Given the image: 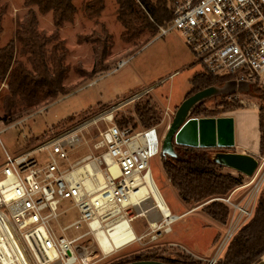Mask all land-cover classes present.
Returning a JSON list of instances; mask_svg holds the SVG:
<instances>
[{"label": "rangeland", "instance_id": "1", "mask_svg": "<svg viewBox=\"0 0 264 264\" xmlns=\"http://www.w3.org/2000/svg\"><path fill=\"white\" fill-rule=\"evenodd\" d=\"M89 1L91 0H76L78 12L75 20L73 23L66 24L59 34V38L65 42L67 51L65 66L68 72L63 82L67 94L59 96L53 101L47 99L26 114L21 111L20 106H16L15 113L9 115L4 101L9 88L5 82L1 85L0 166L6 161V153L15 156L32 150L49 139L72 129L82 128L83 145L79 150L69 155L70 163L67 164L66 161L58 158L61 168H66L73 162L92 154L93 144L98 136L109 127L113 125L126 126L134 130L144 128L140 108L144 111L149 110V116L153 117L149 123L152 127H158L160 136L164 137L174 120L177 109L183 103L184 97L190 89L192 78L205 71L204 66L196 62L195 56L179 31L174 30L165 36L160 31L153 39L149 33L144 32L136 40L127 43L122 39L124 28L117 18L118 4L116 0H105L104 11L95 19L88 18L83 12V5ZM0 6L3 11L1 20L4 30L0 38V47H5L15 37L17 26L26 17L29 8L25 6V0H0ZM52 18L51 13L45 16L38 15L39 30L48 36L54 32ZM108 35L112 37L113 47L104 60V66L108 65L110 69L106 72L93 73L95 47L91 43H80V39L98 38L103 40ZM97 50L101 52L99 45ZM22 60L26 61V58H22ZM122 63L124 64L122 65ZM156 84L158 85L156 86ZM148 88L150 90H145ZM214 88L218 89V93L198 103L192 109L190 117L204 118L207 115H214L215 118H218L232 110L251 108L250 106L256 105L260 111L261 106H264L263 92L262 90L258 91L256 87H249L246 84L233 81L226 83L221 88ZM111 114L113 120L104 118ZM252 114L255 113L249 112V117L243 119L241 131L236 129L235 148L253 151L258 149V128L257 126L253 127ZM231 150L233 149H213L208 150V153L211 158L215 159L218 153ZM163 157L165 156L153 158L150 161V166L155 184L171 213L179 215L188 209H197L193 216L181 219L179 224L183 225L186 220L193 219L195 225L200 221L203 226L211 229H200L196 233V227H194L191 230L192 236L182 237L183 240L175 236V241L203 256H193L178 245L172 244L169 234L163 235L154 242H151L147 237L138 240L148 231L149 223H162L163 221L158 211L153 209L154 205L151 200L141 204L140 210L149 211L146 216L131 222L134 233L143 231L142 234L136 237V240L116 249L109 255L101 252L94 233L85 224H82L78 229L72 227L66 232H62L64 227L73 224L80 218L78 209L73 207L69 200L61 203L60 216L57 221L52 222L57 236L73 239L85 235L78 244L88 247V254L85 255L88 257V260L85 261L86 264H127L144 260L161 261L167 264H208L209 257L207 255H214L213 259L218 262L224 252L217 257V248L221 241L215 243V240H211L209 242V238L214 234L213 230L220 233L219 235H223L227 226L214 222L203 213V210L212 201L222 202L230 211L229 224L234 210L221 199L230 198L233 203H242V205L252 202L253 215L243 226L250 222L259 203L264 202L263 158H258L260 167L253 177H246L231 169L220 167L219 173L241 178L243 185L227 196L192 205L183 202L172 187L163 171ZM36 158L41 163H46L47 153L42 152ZM86 164L88 162L78 166L77 169ZM261 178L263 180L256 192L254 186ZM238 189L241 190L234 195ZM129 213L130 217H133L137 211L130 210ZM105 224L103 223L102 227L107 231L109 226H105ZM193 226L194 224L190 225V227ZM174 227L176 224L173 225ZM215 237L214 234L213 238ZM193 239L199 246L193 244L192 247ZM261 260H264V255L259 261Z\"/></svg>", "mask_w": 264, "mask_h": 264}, {"label": "built area", "instance_id": "2", "mask_svg": "<svg viewBox=\"0 0 264 264\" xmlns=\"http://www.w3.org/2000/svg\"><path fill=\"white\" fill-rule=\"evenodd\" d=\"M172 8V22L160 31L163 36L179 31L203 72L264 89V0H173ZM82 131L72 129L15 156L6 153L0 166V264H86L88 247L78 244L85 235L69 239L57 236L52 227L65 200L78 209L80 218L62 232L82 224L91 230L95 221L105 226L119 219L131 223L149 212L140 210L132 194L152 173L150 161L162 156L164 137L158 127L134 130L113 125L98 136L92 154L61 168L58 158L69 164V155L82 147ZM42 152L47 153L46 163L36 158ZM87 162L93 170L77 174V167ZM113 165L118 175L111 171ZM262 180L255 184L256 192ZM221 200L234 215L217 257L253 215L252 202ZM130 210L136 215L130 217ZM176 221L151 222L138 240L157 241L171 232Z\"/></svg>", "mask_w": 264, "mask_h": 264}, {"label": "trees", "instance_id": "3", "mask_svg": "<svg viewBox=\"0 0 264 264\" xmlns=\"http://www.w3.org/2000/svg\"><path fill=\"white\" fill-rule=\"evenodd\" d=\"M76 0H25L29 8L26 17L17 26L15 37L5 47H0V88L5 82L9 92L5 105L9 115L15 113V107L29 113L45 100H55L67 94L63 85L68 69L65 66L67 51L65 42L59 38L60 30L66 24L73 23L78 8ZM118 21L124 32L122 39L130 43L144 32L151 38L156 37L161 28L167 27L173 20V0H116ZM84 14L98 18L105 9V0H91L83 5ZM52 14L54 32L46 35L39 30L38 15ZM3 11L0 6V38L3 34ZM111 35L101 39H80L94 45L95 64L93 73L109 71L104 66L105 58L113 47ZM101 52L97 50V46ZM26 58V61L22 60ZM233 82L231 76L214 77L206 72L195 75L190 82L187 94L210 87L221 88ZM263 92L264 89L257 88ZM17 111V110H16ZM144 128L152 127L148 111L139 109ZM235 111V110H232ZM230 111V112H232ZM195 114V112H194ZM215 118L214 115L204 116ZM123 126L121 128H124ZM260 156L264 159V106L259 111ZM176 157H163V171L179 197L187 204H200L206 200L224 197L242 186V179L219 173L222 166L209 156L208 150L176 146ZM203 213L220 225L227 226L230 211L220 201H212ZM264 255V202L259 203L252 220L232 238L216 264H254Z\"/></svg>", "mask_w": 264, "mask_h": 264}, {"label": "water", "instance_id": "4", "mask_svg": "<svg viewBox=\"0 0 264 264\" xmlns=\"http://www.w3.org/2000/svg\"><path fill=\"white\" fill-rule=\"evenodd\" d=\"M218 93L214 87L199 91L186 98L177 109L174 120L162 142V156L176 157V146L206 150H229L235 147V127L232 117L192 118V109L201 101ZM215 162L246 177H253L260 167V161L253 155L221 152ZM127 264H167L161 261H136ZM254 264H264L261 260Z\"/></svg>", "mask_w": 264, "mask_h": 264}, {"label": "bare ground", "instance_id": "5", "mask_svg": "<svg viewBox=\"0 0 264 264\" xmlns=\"http://www.w3.org/2000/svg\"><path fill=\"white\" fill-rule=\"evenodd\" d=\"M105 118L110 120L111 115H106ZM86 170H93V167L90 163L86 164V166L79 167L76 173L82 175L86 172ZM111 171L114 173V175L119 174V170L115 165L111 166ZM100 180L103 183V179L101 177ZM87 185L89 187L92 186L89 181H87ZM149 200L153 202V208L158 211L163 220L167 222L178 220L179 216L173 215L171 213L167 203L164 200V197L155 184L152 173L146 176L144 184L132 194V201L135 204L141 205L142 202ZM108 226L109 229L105 231L101 225V222L95 221L91 224V230L94 233L97 245L103 254L109 255L116 249H120L121 247L136 240V234L132 230V225L128 220L119 219L115 222H112ZM86 260H88V257L85 259V261Z\"/></svg>", "mask_w": 264, "mask_h": 264}, {"label": "crops", "instance_id": "6", "mask_svg": "<svg viewBox=\"0 0 264 264\" xmlns=\"http://www.w3.org/2000/svg\"><path fill=\"white\" fill-rule=\"evenodd\" d=\"M151 88V87H150ZM191 88V86H190ZM149 89V88H148ZM147 90V89H145ZM144 91V90H143ZM190 91V89H189ZM188 91V92H189ZM142 92V91H141ZM187 92V94H188ZM187 94L185 95L184 97V100L186 99L187 97ZM169 109V108H168ZM249 112H254L255 114L253 115V122H254V125L253 127L255 128L257 126L258 128V138H259V145H258V149L256 150H249V149H238V148H235L236 147V129L237 130H242L243 128V119L246 118L247 116L249 117ZM235 114H236V117H235ZM251 114V113H250ZM222 117H233L234 118V127H235V147L232 148L233 150L229 151V152H233V153H242V154H250V155H253L255 156L256 158H260L262 159V157L260 156V132H259V110L257 108H246V109H241V110H235V111H232L226 115H223ZM237 118V119H236ZM242 135V133H241ZM241 189H238L234 192V195H236ZM197 209H188L186 210L184 213L182 214H179L177 216H179L178 220L176 222H174L173 224H171V232L169 233V237L170 240L173 242L172 244H175V245H178L179 247H181L184 251H186L187 253L189 254H192L193 256H196V257H200V256H203V255H199L193 251H191L190 249H188L187 247H185L184 245H182V243H178L177 241H175V236L176 238L178 239H182V237H190L192 236L193 234L191 233V230L192 228L196 227L195 229V232L197 233L198 230L200 229H203V230H208L210 229L209 227H206V226H203L201 224V222L199 221L196 225L194 223V220L191 219V220H186V222L181 225L179 224L180 220L181 219H185L187 217H190V216H193L194 213L196 212ZM208 217V216H207ZM209 218V217H208ZM215 222V221H214ZM176 224V227L173 228V225ZM194 224L193 227H190V225L192 226ZM230 228V223L227 225V228L226 230L224 231L223 235H219L218 233L215 232V230H213L214 234L216 235L215 238H213L214 234H212L209 238V242L211 240H215V243L216 242H222V240L224 239L227 231L229 230ZM211 230V229H210ZM143 232V231H142ZM141 233H137L135 232L136 234V237L140 236ZM168 235V234H167ZM172 235V236H171ZM183 240V239H182ZM220 242V243H221ZM219 243V244H220ZM193 244H197L194 239L192 241V247H193ZM199 246V244H197ZM196 250H198V247H196ZM209 257V260H208V264L213 261V258H214V255H207ZM55 264H60V263H55Z\"/></svg>", "mask_w": 264, "mask_h": 264}]
</instances>
